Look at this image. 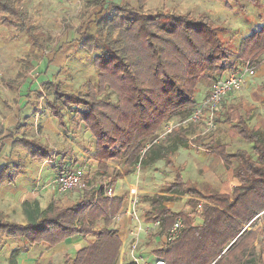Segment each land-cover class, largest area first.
I'll use <instances>...</instances> for the list:
<instances>
[{
  "label": "trees",
  "instance_id": "obj_1",
  "mask_svg": "<svg viewBox=\"0 0 264 264\" xmlns=\"http://www.w3.org/2000/svg\"><path fill=\"white\" fill-rule=\"evenodd\" d=\"M224 1L231 7L242 0ZM244 1L259 4V0ZM146 2L136 0L140 7ZM103 4L96 1L98 6ZM106 8L111 14H105L102 6L93 19L83 23L78 39L89 53L98 52L94 57L96 84L90 82L86 93H76L47 81L45 90L54 98L40 91L38 97L44 98L63 131H68L65 111L76 125L83 123L90 130L95 139L98 174L109 175V186L130 175L137 164L147 166L169 158L173 151L187 147L190 142L221 156L227 167L234 169L238 181L231 194L200 190L176 170L174 181L163 194L154 196L152 209L144 218L159 220L161 234L178 216L183 218L184 226L179 238L161 244L153 253L167 264H262L263 245H258L264 234V215H257L264 211V132L251 131L245 115L234 117L233 110L224 108L223 101L215 112L216 123H234L239 136L252 145L254 156L244 150H228L213 139L207 142L201 135L193 138L195 129H176L161 142L154 140L166 120L192 113L197 105L196 91L204 76L213 84L217 77L237 71L238 62L260 60L264 55V24L245 37L241 49L234 52L223 43L218 28L207 18L193 19L162 10L142 12L132 5L115 2ZM24 19L17 3L0 0L1 23L30 36ZM108 91L116 95V101L103 96ZM24 127V123H18L14 132L1 139H13L14 146L27 150L31 160L50 161L58 169L56 172L64 171L66 156L55 154L52 147L39 140L18 136ZM3 133L0 130V136ZM149 142L152 145L143 153ZM255 156L257 160H253ZM114 160L120 168H113L109 174L108 163ZM172 161L169 158V163ZM25 171V166L17 162L2 166L0 190L16 184ZM185 194L192 197L188 202L191 210L175 212L166 204ZM125 198L96 189L83 191L74 201L53 200L45 209L40 207L38 198L28 199L23 202L25 223L12 222L0 213V236L21 239L30 246L47 244L53 248L76 235L92 234L96 239L75 255L65 254L63 264H118L123 243L112 226V217L120 211ZM200 201L204 204L196 212ZM193 214L200 222H195ZM100 221L103 226L98 228ZM22 253L20 248L12 250L9 264H18ZM47 264L56 263L50 259Z\"/></svg>",
  "mask_w": 264,
  "mask_h": 264
},
{
  "label": "rangeland",
  "instance_id": "obj_2",
  "mask_svg": "<svg viewBox=\"0 0 264 264\" xmlns=\"http://www.w3.org/2000/svg\"><path fill=\"white\" fill-rule=\"evenodd\" d=\"M10 1L17 3L23 12L25 24L31 34L29 36L28 33L15 27L4 26L0 21V127L2 130H10L9 128L13 130L16 123H24L25 127L17 135L39 140L52 147L55 154L60 153L66 156L67 168L79 166L89 171L87 172L89 185L94 187L83 191L91 192L96 191L101 182H109L110 179L107 173L98 174L99 167L93 162L97 161L94 156V136L83 123L76 125L67 111L65 114L68 131H63L56 119H51L52 115L44 98L38 97L37 93L40 90L49 98H54L51 92L45 90L47 81L55 82L60 88L76 93H86L90 82L96 84L98 71L94 64V57L98 52L89 53L78 42L83 23L93 19L94 13L102 6H104L105 14H111L112 11L106 8L110 2L132 5L142 12L162 10L168 14L189 15L193 19L204 17L218 28L221 40L234 52L241 49L245 37L259 30L264 24V0H259V4L242 0L239 4L233 3L231 7L227 6L224 0H147L142 7L136 3V0H100V3L104 4L99 6L96 5L97 0ZM247 62H238V66L242 67ZM250 62L257 67L256 73L240 90L230 93L223 100L226 103L224 108L233 110L234 117L238 114L245 115L251 131L262 133L264 132V102L262 101L264 55L259 61ZM28 85L31 87L27 92ZM211 86L212 84L208 83L207 77L204 76L196 91V106L207 98ZM103 96L113 101L117 100L116 95L111 91ZM187 117L176 116L165 122L175 119L181 123ZM204 119L176 126L171 133L159 138L164 131L163 127L166 124L164 122L158 129L154 141L161 142L176 129H195L193 138L201 135L207 142L213 139L224 144L228 150L233 152L244 150L254 156L252 145L239 136L234 123L218 124L215 121L214 127L210 128ZM12 140L8 139L12 144L4 147L0 156L4 157L8 164L16 162L23 164L26 171L16 184L4 186L0 190V213L12 222L25 223L23 202L36 198L32 193L35 182L40 175L46 179L48 177V175L45 176L46 173L56 172L58 169L52 163L44 165L31 160L27 150L14 146ZM151 145L149 142L145 148ZM145 151L143 150V153ZM169 158L173 160L172 163H169ZM169 158H161L147 166L137 164L130 175H125L118 180L117 185H113V192L128 197V187L136 183L139 189V207L143 215L147 216L152 209L154 196L163 194L168 184L174 181L176 170L181 172L185 180L196 185L200 190L231 194L237 183L234 169H229L221 156L208 151L204 146L190 142L187 147H179L173 151ZM257 159L256 156L253 158V160ZM113 168H120L118 161L114 160L110 163L109 174L112 173ZM83 191H72L68 194L44 192L37 198L40 207L45 209L53 200L62 203L74 201ZM190 198H192L190 195L185 194L178 199L167 201L166 204L175 212L183 209L191 210L188 204ZM193 216L196 218V215L193 214ZM195 222H200L198 217ZM97 226L102 227L103 221L98 222ZM142 238L140 251L144 254L153 253L155 248L163 244L162 241L155 243L151 234ZM262 242L261 238L259 247H262ZM46 245L36 246L32 249L30 256L38 258L42 263H47V260L51 258L56 264H63L69 248L62 245L53 249L46 248ZM15 248L23 251L18 264L28 263V257L23 255H28L27 252L31 250L27 242L0 236V264H9V256ZM70 253L75 254L74 247ZM262 260L264 264V247ZM119 263L125 264L126 256H123L122 260L120 258Z\"/></svg>",
  "mask_w": 264,
  "mask_h": 264
},
{
  "label": "built area",
  "instance_id": "obj_3",
  "mask_svg": "<svg viewBox=\"0 0 264 264\" xmlns=\"http://www.w3.org/2000/svg\"><path fill=\"white\" fill-rule=\"evenodd\" d=\"M64 2H72L74 0H61ZM257 67L248 61L237 71L227 72L222 76L217 77L212 86L207 98L194 108L192 113L185 118L181 123L178 120H170L165 122L164 131L159 135V138L171 133L176 126L187 124L189 122H198L203 118L207 121L210 128L215 125V112L223 102V100L232 92L240 90L248 81V79L256 73ZM146 150V148L144 149ZM88 173L83 167L66 168L62 172H58L50 178L38 181L32 189L33 195L39 197L44 192L63 194L72 190H91L94 186L89 185L87 178ZM98 190L103 189V192L109 196H113V186H109V182H101L97 187ZM139 189L136 183L129 186V195L126 203L122 206L112 219L115 222H120L124 218L129 219V234L130 241V258L136 264H167L162 258L152 257L149 254H144L140 251L141 238L145 233H153L160 228L159 220H146L143 211L139 207ZM204 201L195 208L196 212L202 209ZM262 211L257 217L263 216ZM255 217V219L257 218ZM254 219V220H255ZM252 222V221H251ZM251 222L246 226L249 227ZM183 218L178 216L172 225L164 232L163 243H169L179 238L183 231ZM262 244L264 247V234L262 235Z\"/></svg>",
  "mask_w": 264,
  "mask_h": 264
},
{
  "label": "crops",
  "instance_id": "obj_4",
  "mask_svg": "<svg viewBox=\"0 0 264 264\" xmlns=\"http://www.w3.org/2000/svg\"><path fill=\"white\" fill-rule=\"evenodd\" d=\"M30 87L31 86H27V88H26V91L28 92V91H30ZM40 91V90H39ZM38 92V91H37ZM54 117L52 116L51 117V119H53ZM55 119V118H54ZM57 121V120H56ZM54 122V121H53ZM18 123H16L15 125H14V129L13 130H11V128H9L10 130H8V129H5V130H2V128L0 127V130H2L4 133H3V135L2 136H0V152L2 151V150H4L5 148L4 147H8V145L9 144H12V142H9L8 141V139H10V138H6V139H1L3 136H5V135H7L9 132H14L15 131V126L17 125ZM7 128V127H6ZM12 140V139H11ZM13 141V140H12ZM2 143H3V145H2ZM2 147V148H1ZM209 151V150H208ZM8 155H9V153H8ZM4 158V157H3ZM2 158V156H0V168L2 167V166H4L5 164H8L7 163V161L5 160V159H3ZM95 159L97 160V158L95 157ZM98 167H99V161L97 160V161H93ZM112 162V161H111ZM111 162H109L108 164L110 165V163ZM44 163V165L46 164V163H48V164H51L52 162H43ZM13 164V163H12ZM86 172H89V171H87L86 170ZM25 173V172H24ZM56 173H58V172H55V171H52V173H50V172H48V173H46L45 174V176H47L48 175V177L46 178V179H48V178H50L51 176H53L54 174H56ZM125 176V175H124ZM123 176V177H124ZM42 176L40 175V178H38L37 179V181L35 182V184L38 182V181H42V180H46L45 178H41ZM122 177V178H123ZM19 179V178H18ZM237 180V179H236ZM118 182V181H117ZM117 182L115 183L116 185H117ZM17 183V182H16ZM35 184H34V186H35ZM238 184V181H237V183L234 185V186H236ZM33 186V187H34ZM128 189H129V187H128ZM29 193V192H28ZM27 193V194H28ZM51 193V192H50ZM29 194H31V193H29ZM52 194H56V193H52ZM114 195H117V194H114ZM120 196V195H119ZM126 200H127V196H126V198H125V200H124V203H123V205L126 203ZM122 205V206H123ZM122 208V207H121ZM113 221V224H112V226L117 230V232H118V235L120 236V238H121V240H122V248H121V255H120V258H121V260H122V257L123 256H126V262H129V261H131V258H130V241H131V236H130V234H129V219L128 218H124L122 221H120V222H115L114 220H112ZM160 231V228L159 229H157L155 232H153V233H145V234H143L142 235V237L144 238V237H147V235L148 234H151V236H152V239L154 240V242L156 243V242H158V241H164V233H160L159 232ZM142 238V239H143ZM96 239V235H87V236H74V237H72V238H70V239H68V240H66V241H64V242H62V243H60V244H58V245H56L55 247H53V249L55 248H57V247H62V245H66L67 246V248H69L68 249V251H69V253L71 252V249L74 247V249H75V253L79 250V249H82L83 247H85V246H87L88 245V243L89 242H91V241H94ZM43 245H46V244H40V246H43ZM70 245V246H69ZM36 246H39V245H33V246H31V250H29L27 253H28V255H26V254H23V255H25V257L27 256L28 257V260H27V264H35L36 262H39V263H41V264H47L48 263V261L51 259V258H49L48 260H47V263H42L41 261H39L38 260V258H36L35 259V257H31L30 256V254H31V251H32V249H34ZM49 248V246L48 245H46V248ZM73 255H75V254H73ZM123 255V256H122ZM149 256H152V257H154L155 255L153 254V253H150L149 254ZM119 261H120V259H119ZM120 264V263H119Z\"/></svg>",
  "mask_w": 264,
  "mask_h": 264
}]
</instances>
